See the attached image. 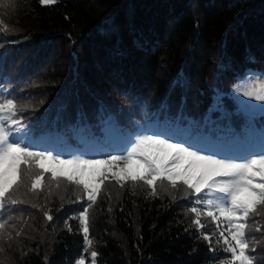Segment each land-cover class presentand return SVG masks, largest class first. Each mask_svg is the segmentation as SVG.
<instances>
[{
	"label": "trees",
	"instance_id": "trees-1",
	"mask_svg": "<svg viewBox=\"0 0 264 264\" xmlns=\"http://www.w3.org/2000/svg\"><path fill=\"white\" fill-rule=\"evenodd\" d=\"M4 3L0 86L25 109L17 118L31 128L32 150L102 159L126 154L132 138L147 132L217 158L264 151V110L248 113L232 95L248 70L264 73V0ZM38 175L35 166L21 167L12 196L23 203L8 216L0 264H75L88 255L78 219L86 196L51 174L32 190ZM151 191L111 178L101 186L88 208L96 264H217L230 257L210 251L223 240L217 245L213 236L210 245L205 229L192 223L194 196L166 182L157 183V196ZM201 222L217 236L225 225L206 216ZM246 231L264 264V209Z\"/></svg>",
	"mask_w": 264,
	"mask_h": 264
},
{
	"label": "snow or ice",
	"instance_id": "snow-or-ice-1",
	"mask_svg": "<svg viewBox=\"0 0 264 264\" xmlns=\"http://www.w3.org/2000/svg\"><path fill=\"white\" fill-rule=\"evenodd\" d=\"M55 2L40 0L43 5ZM3 6H10V0H5ZM234 91L264 101V74L251 80L246 78ZM18 104V98L0 86V239L5 235L11 210L23 203L12 196L21 167L31 169L35 166L39 175L32 182V190L41 187L45 174H51L53 179L62 178L79 187L86 196L87 206L78 214L86 247L92 244L88 208L96 202L106 181L111 178L121 187L142 183L151 188L150 194L154 197L158 195L157 183L166 182L171 188L196 198L191 201L195 206L190 211L195 214L192 223L198 230L205 229L202 239L210 245L213 236H216L217 245L223 240L224 246L210 247V251L230 253L229 264H254L256 249L249 247L246 225L250 217L260 216L264 209V151L244 158H217L215 153H208L206 149L193 150L191 144L185 146L183 142H173L171 137L143 132L132 138L125 149L126 154L108 155L102 159L85 158L84 155L62 158V154L54 155L51 150H32L31 128L17 118L18 113L25 110ZM43 215L48 221L53 220L48 212ZM201 216L219 222L217 228L220 224L226 227L218 236L216 231L208 234ZM97 256L96 251L91 252L90 264H96ZM77 264H85V260L79 258ZM256 264L261 262L256 261Z\"/></svg>",
	"mask_w": 264,
	"mask_h": 264
},
{
	"label": "rangeland",
	"instance_id": "rangeland-1",
	"mask_svg": "<svg viewBox=\"0 0 264 264\" xmlns=\"http://www.w3.org/2000/svg\"><path fill=\"white\" fill-rule=\"evenodd\" d=\"M262 74H264V73L255 72L253 70H248L246 75L236 84V86L241 84V82L244 81L246 78L251 80L253 77H259ZM234 88L232 90V95L236 98V100L238 101V103L242 109H244L245 111H247L248 113H251V114L264 110V101H257V100L245 97V96L241 95L239 92L234 91ZM225 227H226V225H223V227H221L220 231L224 230ZM227 235H228V233H227V231H225V236H227ZM85 251L88 253V255L80 256L79 258H83L85 260V264H90L91 252L94 251L92 248V244H91V246H87V247L85 246ZM229 259H230V257H227L225 259H221L218 261L217 264H229ZM75 264H77V261Z\"/></svg>",
	"mask_w": 264,
	"mask_h": 264
}]
</instances>
